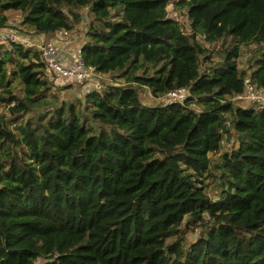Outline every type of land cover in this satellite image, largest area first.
I'll return each instance as SVG.
<instances>
[{
	"label": "trees",
	"instance_id": "1",
	"mask_svg": "<svg viewBox=\"0 0 264 264\" xmlns=\"http://www.w3.org/2000/svg\"><path fill=\"white\" fill-rule=\"evenodd\" d=\"M0 5V30L11 12L34 34L80 28L86 64L124 79L49 100L42 52L3 46L0 264H264V108L236 102L249 79L264 88V0H179L190 32L169 0ZM197 36L234 46L202 72ZM251 44L247 71L237 58ZM140 86L191 97L150 107Z\"/></svg>",
	"mask_w": 264,
	"mask_h": 264
},
{
	"label": "rangeland",
	"instance_id": "2",
	"mask_svg": "<svg viewBox=\"0 0 264 264\" xmlns=\"http://www.w3.org/2000/svg\"><path fill=\"white\" fill-rule=\"evenodd\" d=\"M179 0H169V13L170 16L176 20L179 21V23L181 24L183 30L185 32H190V22L188 19V16L186 15V11L185 10H177V2ZM2 8L0 5V12H1ZM84 13L88 12V8H84L82 10ZM5 13V11H4ZM12 18H11V22L10 24L4 28L3 30H0V38L2 36H4L6 33H10L12 32L14 29H19V31L21 32V37H20V41L19 42H15V43H19L21 44L20 46H23L25 49H29V47H27V44L29 43V41H34L33 44L37 45V43L35 41H37L39 38L44 39V40H51L54 38H57L58 36H55V33H51L49 35H45L44 37L41 36L40 34H34L32 33L27 27H25L24 25H22V21L24 19L23 15L21 12H11L10 13ZM22 25V26H21ZM11 26V27H10ZM77 32H75L74 34V38H73V42L71 43V45L73 46L74 49L79 48V45H84V43L86 42V36L83 32V30L77 29ZM41 36V37H40ZM28 40V41H26ZM197 40L202 44L205 45L207 48H209V51L211 53V60L208 63H204L203 67H202V72H205L206 70L209 69L210 66L214 65V64H219L221 61H223V56H224V51L227 49L232 48V46H234V41L231 37H227L225 39H222L221 41H219L217 44L210 46L209 44H205L203 39L200 36H197ZM7 40H1L0 41V52L4 49L3 46H5L6 48L11 47V42L5 43V44H1L6 42ZM79 44V45H78ZM40 47L43 45L42 44H38ZM34 49H37V47H33ZM73 50V49H72ZM261 52V49L259 47V45L257 44H251V45H242L239 46V58H237V62L239 64L240 68H243L247 71H249V67L254 65V62L256 61V58H258L259 54ZM51 76V75H50ZM249 83L253 84V82L249 79ZM124 84V79L120 78V77H116L113 75H104V74H99L96 78L92 79L88 84L84 85V86H79V85H74L71 86V89L67 90L65 88V90L60 91L59 89L54 88L51 91V93L48 94V99L52 100L53 96L55 95V92H59L60 93V98L61 99H65L68 101H72L74 100V97H78L79 100L83 99V95L84 93H86V90L92 91V90H103V86L107 85V86H111V85H121ZM59 84V86H61L60 88H63L64 86H69V84ZM140 90V96H141V100L143 101V103L146 106H157V105H162L164 103V100L162 98H155L152 93L151 90L148 87L145 86H140L139 88ZM237 104L243 106V107H261V105L259 104V102L254 101V102H250L247 100H238L236 101ZM262 103H264V101H261ZM7 112V109L4 107L0 108V113L4 114ZM232 143V142H231ZM210 189V186L208 187ZM211 196H213L211 194ZM192 238H194V235L191 234L190 235ZM43 262L38 261L37 264H42Z\"/></svg>",
	"mask_w": 264,
	"mask_h": 264
},
{
	"label": "built area",
	"instance_id": "3",
	"mask_svg": "<svg viewBox=\"0 0 264 264\" xmlns=\"http://www.w3.org/2000/svg\"><path fill=\"white\" fill-rule=\"evenodd\" d=\"M74 34L75 32L58 31L54 34L55 36H58L57 38L47 41L39 38L35 41L37 45H34V41L32 40L27 44V47H37V49L42 52L47 68V80L54 84V88L61 87L59 86L61 83L64 85L74 84L84 86L99 75L93 66H88L86 64L82 53V45L78 44L79 48L77 49H74L71 45ZM20 35L21 32L19 29H14L12 32L6 33L0 38V41L7 40L1 44L11 42V44L21 45L19 43H15L20 41ZM41 36L44 37L43 34ZM42 43L43 45L40 47L38 44ZM88 92L91 91L86 90V93ZM189 97H191V91L188 88H179L169 91L161 98L164 100L163 104L168 105L172 102L184 104ZM236 100H247L250 102L260 101L259 104L261 105V108H264V103L261 102L264 101V88H259L254 82L251 84L248 80L245 86V93L237 96Z\"/></svg>",
	"mask_w": 264,
	"mask_h": 264
},
{
	"label": "water",
	"instance_id": "4",
	"mask_svg": "<svg viewBox=\"0 0 264 264\" xmlns=\"http://www.w3.org/2000/svg\"><path fill=\"white\" fill-rule=\"evenodd\" d=\"M84 16H86V15H84Z\"/></svg>",
	"mask_w": 264,
	"mask_h": 264
},
{
	"label": "crops",
	"instance_id": "5",
	"mask_svg": "<svg viewBox=\"0 0 264 264\" xmlns=\"http://www.w3.org/2000/svg\"><path fill=\"white\" fill-rule=\"evenodd\" d=\"M44 35V34H43Z\"/></svg>",
	"mask_w": 264,
	"mask_h": 264
}]
</instances>
